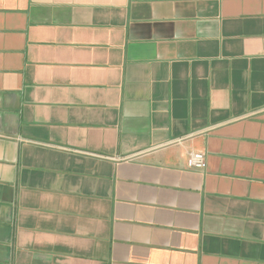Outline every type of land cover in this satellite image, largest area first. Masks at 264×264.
<instances>
[{
	"label": "crops",
	"instance_id": "crops-1",
	"mask_svg": "<svg viewBox=\"0 0 264 264\" xmlns=\"http://www.w3.org/2000/svg\"><path fill=\"white\" fill-rule=\"evenodd\" d=\"M0 264H264V0H0Z\"/></svg>",
	"mask_w": 264,
	"mask_h": 264
},
{
	"label": "built area",
	"instance_id": "built-area-1",
	"mask_svg": "<svg viewBox=\"0 0 264 264\" xmlns=\"http://www.w3.org/2000/svg\"><path fill=\"white\" fill-rule=\"evenodd\" d=\"M188 167L193 169H204L207 165L206 155L201 151H194L189 154Z\"/></svg>",
	"mask_w": 264,
	"mask_h": 264
}]
</instances>
